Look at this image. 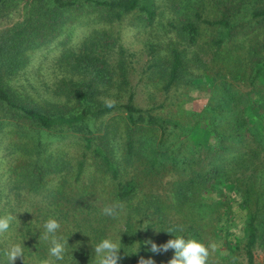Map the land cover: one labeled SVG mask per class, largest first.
<instances>
[{
    "label": "trees",
    "instance_id": "1",
    "mask_svg": "<svg viewBox=\"0 0 264 264\" xmlns=\"http://www.w3.org/2000/svg\"><path fill=\"white\" fill-rule=\"evenodd\" d=\"M162 1L177 15L163 24L166 34L174 29L175 38L149 43L150 60L140 65L133 55L128 57L113 24L135 13L137 25L152 26L159 14L157 0H0V138L6 129L18 136L14 148L8 147V156L18 154L4 172V183L14 194L28 190L45 196V203L34 208V218L26 213L28 218L19 224L15 242L24 240V264L30 263L28 256L37 264L48 257L50 245L39 235L49 217L61 224L57 235L68 238V253L57 264H96L93 249L104 238L111 217L91 200L94 185L108 173L114 185L106 201L126 208L123 240L130 246L121 248L120 264L146 258V236L157 228L201 241L210 229L222 240L217 247L224 250L223 264H237L238 249L246 264H255V247H264V0ZM76 22L92 27L73 49L65 40ZM64 35L55 62L67 79H60L42 98L18 89L14 79L31 53ZM133 68L150 70L158 78L155 88L164 93L185 82L205 90L207 100L179 120L175 116L185 114L180 101L172 103L176 112L169 118L161 114L162 103L140 107L128 87ZM124 94V102L105 106L109 97ZM117 109L115 124L107 126L113 131L94 135L95 129L106 128L104 116ZM168 125L177 128L171 140L165 137L170 135ZM66 131L81 135L85 152H91L98 167V175L85 182L78 178L85 152L76 165L48 153L46 139ZM131 168L133 176L124 178L122 171ZM74 171L76 183L69 178ZM165 176L167 193L158 186ZM3 192L1 188L0 196ZM235 210L243 217L240 237L227 226ZM170 211L181 220L171 219Z\"/></svg>",
    "mask_w": 264,
    "mask_h": 264
},
{
    "label": "rangeland",
    "instance_id": "2",
    "mask_svg": "<svg viewBox=\"0 0 264 264\" xmlns=\"http://www.w3.org/2000/svg\"><path fill=\"white\" fill-rule=\"evenodd\" d=\"M158 5H160L157 9L159 14L154 18V21L152 23V26L150 27H142L136 20V14H128L125 16L123 22H116L113 24V31L115 34L118 35L119 42L124 46L127 53L129 54L128 57L133 55V59L136 61L135 63H139L142 65L144 62L148 63L149 54H148V44L149 43H163L165 44L166 41L170 39L175 38L174 29L169 31L168 34H166L165 29L163 28V24H167V20L172 19L173 17L176 19L177 15H175L173 12L169 11L163 4L162 0H157ZM160 12H162L160 14ZM82 20V19H81ZM83 22V21H82ZM177 22V21H176ZM1 25V23H0ZM73 29L69 28L71 30L70 36L66 39L64 36H59L58 39L51 43L43 46L42 48H39L35 51H33L30 55V61L29 63L23 68L22 71L18 74L17 78L14 79V84L17 86L18 89L23 90L27 92L30 96H33L35 98H42L44 96H48L49 90L52 86L55 85L60 79H67V75L64 71L57 69V64L55 62V59L57 55H59V52L63 46L59 44V40L66 39L67 46L72 47L75 49L76 47L81 44L84 35L89 32L91 29L90 26L86 23H73ZM94 26H97V23L93 22ZM168 27V25L166 26ZM201 27H206L205 23L201 24ZM204 37L200 38L199 42H203ZM163 49L164 55L168 53V47L164 46ZM195 47V46H194ZM167 48V49H166ZM131 54V55H130ZM204 60L207 59V55H203ZM125 58L128 60V58L125 56ZM149 59V60H148ZM114 61V58H113ZM138 65V64H137ZM194 71H200V67L198 70L192 69ZM155 78L152 77V74L150 70H148L146 73H142L141 68H136V70L133 68L131 72L128 73V79H129V85L128 87L131 88L130 90L134 94V102L143 108L147 107H155V105H159L160 103L163 104L162 107H160L161 114L164 117H174L175 110V102L180 101L179 105H182L184 109V113L182 116L176 115L175 117L178 118V120L181 118H184L188 116L186 110L188 109H200L202 106H204L206 100H207V92L203 89L193 88L186 84L185 82H181L178 85L172 87L168 90L167 93H164L163 90H160L159 88H155ZM85 80H88V78H85ZM154 82V84H153ZM116 87L112 86L110 91H114ZM125 95L122 97L114 98L113 96L109 97L108 99L113 100L116 105L119 103H122L125 101ZM119 110H114L111 113H107L104 116V121L106 122V128L104 129H95L94 135H104V131L106 132L108 129L113 131V127H107L109 122L115 124L116 117H118ZM153 112H158V109ZM124 114V112H121ZM122 116V115H121ZM110 125V124H109ZM98 127V126H97ZM168 129L170 130V135H165L166 138H169V140L174 139V134L176 131V127H171V125H168ZM166 130V133H168L169 130ZM6 133H2V138H0V189H4V192L0 196V209L2 212L5 213H11L14 216H18V221H14L12 224V227L10 228L9 232L6 234V238L8 242H15L18 241V233L20 229V223L28 218V215H31L33 217V210L38 205L37 203H45V196L44 192L39 195H35L33 192H30L28 190H21V193L18 192L16 194L10 192L6 184L4 182H7L6 180V174H4L5 170L8 167V164L13 160L14 156H17L18 152H15L14 155L8 156V147L14 148V142L17 141L18 136L15 134L11 135L8 134V129H6ZM122 134V133H121ZM196 136V135H195ZM115 138V137H114ZM191 143L193 142V139L190 137ZM48 141L47 149L48 153L52 152L54 155L60 154L62 156V159L68 160L71 165H76L79 160L82 159L84 150V143L83 138L79 133H75L72 131H66L62 136H59L57 138H49L46 139ZM196 141L199 142V138L196 137ZM13 142V144H12ZM201 143V142H200ZM204 150L201 149V155H204ZM63 153V154H61ZM86 159L84 160V164L82 167V173L79 175V182H85L84 179H88L91 175H98L96 172V169H98L97 166H95V159L91 158L92 154L87 149L86 150ZM75 169V168H74ZM140 168H136L135 170L139 171ZM123 170V169H122ZM76 171V170H75ZM75 171L71 174V182H75ZM124 178H129L133 176L134 171L133 169H128L126 171H122L121 173ZM51 176V175H50ZM59 175H55L54 178L58 180ZM105 180L100 181L99 183H96L94 185V197H92V204H94L97 208H101L100 210H103L106 206H110L111 204L109 201H106L107 192L109 190H112L113 183L111 179V174H105ZM165 179H168V176H165L162 180H159L158 186L162 192L167 193L168 185L165 183ZM51 182V181H50ZM51 184H54V180H52ZM165 187V188H164ZM164 188V189H163ZM145 190V189H144ZM146 191V190H145ZM143 192V191H142ZM140 192V193H142ZM6 193L8 197L6 196ZM141 195V194H139ZM105 199V200H104ZM136 199V198H134ZM39 206H42V204H39ZM99 210V211H100ZM126 210L125 206H118L117 212L118 215L116 217H111V219L106 221V233L105 237H112L114 239L119 240L121 237L120 247L122 249L130 246V244L127 242L126 238L125 240L123 237V230H124V219L122 218L124 211ZM27 211V212H25ZM235 214L234 221L227 224L229 229H231V232L235 235H241L242 229L240 226V221L243 218L242 212L239 214ZM23 212V213H22ZM27 213V216H26ZM233 213V212H232ZM170 217L173 220H181L180 215L175 214L173 211H170ZM34 218V217H33ZM239 223V224H238ZM237 224V225H236ZM34 229V228H33ZM143 232V230H142ZM208 236H203V242H208V244H215V249L210 252L209 257V264H223L221 263V256L224 253V250H220L217 246H220L222 243L221 239H217L212 234L211 230L208 231ZM177 236L175 235H169L167 231H162L161 228H157L153 231V236L149 237V234L146 236V239H150L151 241L155 242L157 245H161L166 243L169 239L174 238ZM219 238V237H218ZM207 244V243H206ZM241 244V243H240ZM149 247H151L150 244H148ZM136 248V246H135ZM134 248V249H135ZM237 254V264H246V260L243 257L242 251L240 249L236 250ZM174 255V250H169L167 252H162L159 254L148 252V254L145 256V259L152 258L156 264H167V261L172 258ZM26 256V255H25ZM254 260L255 264H264V247L261 245H257L254 249ZM30 261V263H29ZM28 263L29 264H37L36 259H32V257L28 256Z\"/></svg>",
    "mask_w": 264,
    "mask_h": 264
},
{
    "label": "clouds",
    "instance_id": "3",
    "mask_svg": "<svg viewBox=\"0 0 264 264\" xmlns=\"http://www.w3.org/2000/svg\"><path fill=\"white\" fill-rule=\"evenodd\" d=\"M105 106L112 108L115 106V102L106 99ZM117 207V205L106 206L102 210L103 214L114 218L118 215ZM17 217L11 213L0 215V244H4V247L0 249V254L4 258V264H15L18 258L22 259L24 264V240L8 242L6 238V234L12 227L13 222H20ZM43 229L39 238L48 242L50 246L48 248V257L40 259L38 264H57V262L63 261L68 253L69 244L68 238L57 235L61 229L59 220L49 217L44 222ZM180 231H183V229H180ZM171 232L172 230L170 229L168 233L171 234ZM120 242L121 237L119 240L105 237L99 241L93 249L96 264H120L123 259ZM145 243L150 244L149 251L156 254L167 252L170 249L174 250V255L167 261V264H209L210 252L216 247L215 244H206L197 238H185L183 235H177L161 245H157L151 240ZM138 264H156V262L152 258L145 259L140 257Z\"/></svg>",
    "mask_w": 264,
    "mask_h": 264
}]
</instances>
